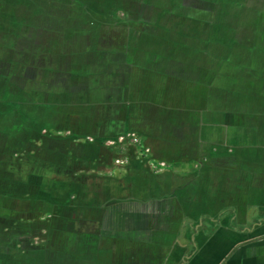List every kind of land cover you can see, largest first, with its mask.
I'll return each mask as SVG.
<instances>
[{
    "label": "crops",
    "instance_id": "crops-1",
    "mask_svg": "<svg viewBox=\"0 0 264 264\" xmlns=\"http://www.w3.org/2000/svg\"><path fill=\"white\" fill-rule=\"evenodd\" d=\"M44 2L26 6L37 31L19 38L37 81L61 90L37 103L70 106L60 120L94 129L69 135L116 154L84 212L85 260L264 264V0ZM234 8L263 15V48L219 47V29L246 23L218 15ZM79 146L85 159L105 147Z\"/></svg>",
    "mask_w": 264,
    "mask_h": 264
},
{
    "label": "rangeland",
    "instance_id": "rangeland-1",
    "mask_svg": "<svg viewBox=\"0 0 264 264\" xmlns=\"http://www.w3.org/2000/svg\"><path fill=\"white\" fill-rule=\"evenodd\" d=\"M44 1L34 0L32 6ZM26 6V0L6 9L0 5V264H90L91 256L85 260L82 247L84 212L89 214L101 189L94 178L108 172L102 166L116 154L106 148L108 138L69 135L71 129H94V123L84 119L60 120L73 110L70 106L37 103L51 100L43 94L61 89L37 81L44 78L43 66L32 55L33 44L20 41L23 33L37 31ZM258 13L220 9L219 16L246 23L234 25L233 32L226 30L233 24L219 29V47L263 48V20L253 22L254 17H263ZM98 112L94 107L93 113ZM96 141L105 146L102 155L85 159L89 153L79 145Z\"/></svg>",
    "mask_w": 264,
    "mask_h": 264
},
{
    "label": "built area",
    "instance_id": "built-area-1",
    "mask_svg": "<svg viewBox=\"0 0 264 264\" xmlns=\"http://www.w3.org/2000/svg\"><path fill=\"white\" fill-rule=\"evenodd\" d=\"M119 140L123 143H126L128 140L126 139V137H124L123 135L120 136ZM129 144L130 145H135L137 146V150L139 152L140 155L145 156V157H149L150 156V152H149V148L147 146H145L140 139H137V137H135L134 135L131 136V138L129 139Z\"/></svg>",
    "mask_w": 264,
    "mask_h": 264
},
{
    "label": "trees",
    "instance_id": "trees-1",
    "mask_svg": "<svg viewBox=\"0 0 264 264\" xmlns=\"http://www.w3.org/2000/svg\"><path fill=\"white\" fill-rule=\"evenodd\" d=\"M19 1H22V0H0V5L2 7H5V9H6L10 5H12L13 3L19 2ZM26 1H27V6H28L29 5L28 1H31V0H26ZM32 1H34V0H32ZM79 1H81V0H79Z\"/></svg>",
    "mask_w": 264,
    "mask_h": 264
}]
</instances>
